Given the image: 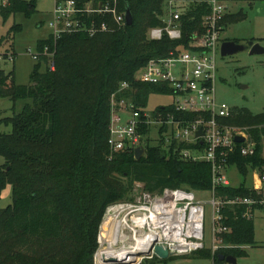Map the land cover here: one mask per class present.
Masks as SVG:
<instances>
[{"label":"trees","instance_id":"16d2710c","mask_svg":"<svg viewBox=\"0 0 264 264\" xmlns=\"http://www.w3.org/2000/svg\"><path fill=\"white\" fill-rule=\"evenodd\" d=\"M166 1L119 0L123 12L127 6L131 8L132 25L95 36L64 35L57 45L55 68L49 67L47 57L36 61L28 85L16 83L13 73L0 69V98L31 100L18 113L0 119L11 127L0 131V156L4 158L0 201L8 184L13 198L8 206H0V264H95L99 228L107 207L132 200L136 182H142L143 189L151 194H161L166 188L195 192L212 188L211 165L185 160L178 150L203 146L174 140L166 143V127L159 130L156 143L146 140V153L140 159L129 150L116 152L110 159L112 94L123 82L129 83L130 88L119 93V98H130L143 110L152 94L168 93L160 85L140 82L139 71L149 59L167 56L180 45H187L210 11L206 3L187 0L190 3L182 15V39L172 40L167 34L150 39L151 28L165 26L162 17ZM36 7L37 0H8L0 13L4 18L19 12L31 15ZM245 18L243 9L229 12L222 21L223 30ZM20 29L14 25L8 36L0 38V44ZM48 39L39 40L37 47ZM160 111L170 112L176 119L198 117L176 111L172 105L158 106L152 113ZM218 120L249 126L256 142L255 154L244 156L238 150L228 160L244 181L216 187L217 197L255 199L252 216H243L249 208L245 204L224 206L222 222L230 231L222 234V245L215 252L209 247L192 252L193 257L212 259L213 264H228L219 254L237 259L247 256L242 246L256 243L254 214L264 211V184L257 190L246 180L254 169L264 175V112L233 107L230 116ZM143 131L148 133L151 128L145 126Z\"/></svg>","mask_w":264,"mask_h":264},{"label":"built area","instance_id":"2783aa9c","mask_svg":"<svg viewBox=\"0 0 264 264\" xmlns=\"http://www.w3.org/2000/svg\"><path fill=\"white\" fill-rule=\"evenodd\" d=\"M230 1L233 0H199L200 3H206L210 11L203 17L201 28L192 34L188 44L171 50L167 56L149 59L137 75L140 82L160 85L164 90L169 91L163 93L173 97L169 105L179 112L194 113L198 115L197 119H176L170 112L160 111L154 114L152 110L137 108L130 98L118 96L119 93L130 88L127 82H123L119 90L111 97L108 140L110 159L119 151L135 152L138 146L145 147L146 153L144 141L149 138L151 131L156 130L159 137V130L166 127L167 131L163 132L166 143L169 144L174 140L178 143L203 146L178 149L183 159L193 162L206 161L211 165L213 186L206 191L211 196L208 200L198 199L195 191L166 188L161 194L144 191L136 205L116 202L107 207L106 218L112 215L116 220H120V214L129 210L135 214L132 216L131 221H133L135 217H139L140 213L148 212L147 208H153L162 201L169 202L173 224L171 235L168 239L157 241L156 244L167 247L171 255L189 253L205 247L206 202L212 207L213 252L222 245V234L230 231V228L222 222L223 207L235 203L245 204L249 208L243 216L251 217V207L256 204V200L250 197L227 199L216 196L217 186L231 185L227 173L231 154L238 150L244 156L253 155L256 152V142L249 132L251 129L249 126L228 125L218 120L230 116L233 109L225 102H218L216 91L217 58L224 42L222 21L230 12ZM189 3L187 0H167V9L162 17L165 26L151 28L148 37L161 39L164 34H167L172 40L182 39V15ZM125 25L126 12L120 9L119 0H55L52 19L49 22L51 34L48 42L39 48L36 47L35 52L29 50L28 54L35 61L47 57L49 67L54 69L57 45L64 35L86 33L89 36H95L108 32L114 27L121 28ZM15 59L14 51L0 53V69H3V62L14 63ZM145 126H149L151 131L145 133L143 131ZM200 130L204 134L197 136ZM237 136H243L244 140L236 141ZM237 144L241 146L238 147ZM260 180L262 186L255 188L257 190L263 189L264 175L261 173ZM261 203L264 204V200ZM94 263L107 264L99 260L97 255H95Z\"/></svg>","mask_w":264,"mask_h":264},{"label":"rangeland","instance_id":"374dc122","mask_svg":"<svg viewBox=\"0 0 264 264\" xmlns=\"http://www.w3.org/2000/svg\"><path fill=\"white\" fill-rule=\"evenodd\" d=\"M5 1L6 0H0V7ZM252 2H254L253 5H250L248 0H238L234 3L231 1L229 2L230 12L231 10L232 12H237L243 8L246 11L247 18L237 23L228 24L223 31L222 39L235 40L244 45H248L250 41H254L264 46V0H254ZM54 4L55 0H37L36 10L31 15L19 12L4 18L0 13V38L8 36L14 25L21 26L19 31L11 33L8 40L0 44V53L7 51H14L16 53L15 62H3L2 70L5 73H10L14 68L15 81L18 84H30V73L36 61L28 54V51L32 50L35 52L39 40L50 36L51 28L49 22L52 19ZM166 5L165 10L167 9ZM249 49L250 48H247L228 56H223L221 52L218 54V79L216 81L217 99L218 102H225L230 107H247L254 113H262L264 112V54H250ZM44 69L45 66L43 65V70ZM0 100L2 101L0 102V119L18 113L22 110L26 102H31V100L13 102L6 97L0 98ZM172 101L173 97L169 94H152L146 109L151 111L158 106H167L171 104ZM10 129L11 127H6L3 123H0V131H9ZM155 131H151L149 135V138L154 143H156L158 139L157 131ZM146 140L144 144H146ZM3 162L4 158L0 156V165ZM255 171L259 173L258 169H254L246 179L249 185H253V173ZM227 173L232 185H239L244 181L242 174L235 165L229 166ZM258 175L260 177V173ZM143 186L144 184L142 182H136L132 194L133 199L120 201L118 203L136 205L145 191ZM196 192L198 199L208 200L211 197L206 191ZM12 201V186L8 184L2 191L0 206L6 207L11 204ZM211 209V204L206 202L204 244L205 247L213 249L211 239ZM133 215L135 214L129 212V210H125L120 214V220H117L118 224H115L109 231L103 226V223L107 219L106 215L103 217L98 233V249L95 255H97L101 248L111 247L113 249H119L124 245H133L134 239L130 229L131 224H135L134 220L131 221ZM142 215L143 214L140 213L138 218L142 217ZM126 217L128 222L127 225L130 226L123 230L119 222L123 221L122 219ZM137 228L139 230L138 234L140 235H144L147 231L146 227L142 224H140L139 227L137 226ZM255 233L256 243L254 245H245L242 247L247 251L248 255L239 257L236 264H264V211L262 210H259L256 214ZM103 235L107 239L106 243H103ZM123 235L130 236L128 241L125 242L126 244L123 242ZM192 252L179 255L172 254L166 262L155 259L154 256L156 254L152 256L140 253L130 257L121 256V260L128 258L125 263L119 261V264H213L212 259L193 257ZM152 259L154 262H150Z\"/></svg>","mask_w":264,"mask_h":264},{"label":"bare ground","instance_id":"6f19581e","mask_svg":"<svg viewBox=\"0 0 264 264\" xmlns=\"http://www.w3.org/2000/svg\"><path fill=\"white\" fill-rule=\"evenodd\" d=\"M170 210L171 209L169 202L162 201L156 204L153 208H147L148 212H142V217L137 219L135 217L133 219L135 224L132 223L131 226L127 225V218L119 222V225L123 227V230L126 227L128 228V226H130V229L133 234L132 237L134 239L133 245H124L122 248L119 249H113L111 247L101 248L97 253L98 259L104 263L113 264L111 261H109L110 259H114L118 262L122 261L123 263H125L128 257L124 260H121V256L130 257L140 253H145L146 255H148L151 251V246L154 242H157L162 239H168L171 235L170 232L173 227V224L170 216ZM115 224H118L116 218L110 215L103 223V226L106 230L109 231V229L113 228ZM140 224L146 227L147 231L144 235L138 234L139 230L137 226L139 227ZM102 237L103 243H106V237H104V235ZM123 237V242L125 243L126 241H128L130 236L128 237L126 235H123Z\"/></svg>","mask_w":264,"mask_h":264},{"label":"water","instance_id":"95a60500","mask_svg":"<svg viewBox=\"0 0 264 264\" xmlns=\"http://www.w3.org/2000/svg\"><path fill=\"white\" fill-rule=\"evenodd\" d=\"M126 25H132L134 22V17L131 11V8L129 6L126 7ZM247 48H250V54H264V46H262L260 43H255L254 41H250L248 45H244L242 43H238L235 40H225L222 43L221 46V53L223 56L233 55L235 53H238L239 51H243ZM203 131H198L197 136L203 135ZM244 140L243 136H237L236 141L242 142ZM145 153V147L138 146L135 150V155L137 159H140ZM156 254L161 259H167L171 255V251L161 245L156 244L154 242L151 246V251L148 255ZM220 260H225L228 264H236L237 258L232 255H225V254H219ZM113 264H119L118 261L114 259H110Z\"/></svg>","mask_w":264,"mask_h":264},{"label":"crops","instance_id":"0c3cea01","mask_svg":"<svg viewBox=\"0 0 264 264\" xmlns=\"http://www.w3.org/2000/svg\"><path fill=\"white\" fill-rule=\"evenodd\" d=\"M236 1H238V0H233L232 2L234 3V2H236ZM8 2V0H6L5 1V3L4 4H6ZM249 2V1H248ZM250 3V5H253L254 4V2H249ZM3 5V4H2ZM241 9H243V8H241ZM240 9V10H241ZM244 10V9H243ZM239 11V10H238ZM237 11V12H238ZM245 11V10H244ZM231 12H232V10H231ZM246 12V11H245ZM232 13H236V12H232ZM45 39H47V38H45ZM239 43V42H238ZM12 72V71H11ZM13 76L15 77V69L13 68ZM0 102H2L1 100H0ZM11 102V101H10ZM163 107V106H162ZM4 163V162H3ZM259 173H260V171H259ZM258 172H254L253 173V187L254 188H260L261 186H262V182H261V180H260V177H259V174ZM230 179V178H229ZM232 184V183H231ZM259 210H257L256 212H255V218H256V214H257V212H258ZM242 247H244V246H242Z\"/></svg>","mask_w":264,"mask_h":264}]
</instances>
